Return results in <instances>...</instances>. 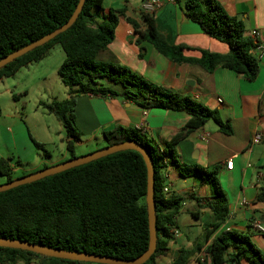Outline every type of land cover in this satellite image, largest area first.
I'll return each instance as SVG.
<instances>
[{"label":"trees","instance_id":"16d2710c","mask_svg":"<svg viewBox=\"0 0 264 264\" xmlns=\"http://www.w3.org/2000/svg\"><path fill=\"white\" fill-rule=\"evenodd\" d=\"M79 1L0 0V60L63 27ZM103 1L84 0L81 12L66 31L1 68L0 81L41 61L58 45L64 60L57 73L62 84L69 88L68 98L42 105L59 121L66 139H80L73 114L79 95L120 97L142 110L183 112L190 117L162 151L139 130L117 126L103 133L106 147L134 142L145 149L153 162L156 249L144 264H156L159 257L166 255L168 245L174 239L176 218L183 201L179 196L163 192L161 169L167 162L179 167L175 148L192 131L203 128L209 121L224 135H231L232 128L216 111L189 97L153 84L123 65L98 61L97 55L114 40L118 18L124 16L123 10L105 12ZM183 9L185 17L197 24L205 35L227 46V54L200 51L199 58L185 57L186 48L170 46L157 32L153 15L141 13L143 30L139 31H136L134 21H127L139 39L150 43L157 53L172 62L196 65L207 72L217 67L225 68L250 82L257 78L258 60L254 53L259 42L246 35L242 21L229 16L215 0H187ZM142 51L139 57H142ZM34 145L46 158L49 157L41 145ZM66 150L68 161L77 158L70 142L66 143ZM47 168L44 166L42 170ZM180 176L198 178L202 185L211 189L212 196L206 202L211 219L204 225L202 242L193 244L190 249L181 248L170 264H188L201 252L204 256L196 260L197 264H264L248 234L222 228L229 210L217 171L182 165ZM0 177H4L6 183L14 181L10 160L0 158ZM146 194L147 168L142 156L133 150L117 152L1 192L0 239L121 261L134 260L149 248ZM256 200L264 206V181ZM32 263L92 264L0 248V264Z\"/></svg>","mask_w":264,"mask_h":264},{"label":"crops","instance_id":"0c3cea01","mask_svg":"<svg viewBox=\"0 0 264 264\" xmlns=\"http://www.w3.org/2000/svg\"><path fill=\"white\" fill-rule=\"evenodd\" d=\"M143 1H103L105 12L110 9L123 10L124 16L118 18L113 42L97 55V60L123 65L153 84L189 97L216 111L232 128L231 135H224L209 121L203 128L192 131L175 148L179 167L167 162V166L161 169L164 187L168 188L169 194H177L183 201L176 218L174 239L169 243L166 255L158 258L156 264H170L181 248L190 249L195 244L196 238L193 239L192 234L191 238L180 234L178 218L181 215H185L183 221L189 229H193L195 223H207L211 219L206 208V202L212 196L211 189L202 185L198 178H182V165L215 169L229 210L228 219L222 228L250 234L260 240L264 236L254 230L253 223L259 222L264 228V206L256 200L264 181V0H215L229 16L243 22L247 36L253 37V31L258 33L254 39L263 49H256L254 53L258 60V75L253 82L225 68L217 67L212 72H207L196 65L172 62L157 53L150 43L139 39V35L127 21L129 19L135 22L136 31L143 30L140 19ZM159 1L161 6L153 16L156 30L167 44L186 48L183 54L189 58H199L200 51L227 54L228 48L224 43L205 35L197 24L185 17L183 8L187 0ZM141 49L142 57H139ZM73 114L80 139L65 140L72 144L73 150L74 145H90L98 140V136L105 144L80 156L106 148L103 133L117 126L141 131L153 146L162 151L165 144L182 130L190 118L183 112L142 110L133 102L120 97L100 98L92 95L77 96ZM10 133L11 143L15 146V135L11 131ZM258 134L261 135V140L255 141L254 137ZM205 135L207 137L203 139ZM16 154L11 153V157L7 159L11 162V158H16L18 165L24 164L23 155ZM68 159L69 154L66 152L56 162H51L50 156L41 159L36 165L26 162L27 167L23 171L28 173L21 177L36 173L44 166L50 168L59 165ZM228 161L232 162L231 169L226 167ZM10 168L11 173L18 171L12 164ZM189 180L192 181L190 186ZM243 201L248 204L242 205ZM194 206L197 209L192 210ZM186 241L189 245H185ZM202 257V254H197L188 264H197L196 260Z\"/></svg>","mask_w":264,"mask_h":264},{"label":"rangeland","instance_id":"374dc122","mask_svg":"<svg viewBox=\"0 0 264 264\" xmlns=\"http://www.w3.org/2000/svg\"><path fill=\"white\" fill-rule=\"evenodd\" d=\"M63 60V51L60 46L55 45L41 61L22 68L14 76L0 81V155L3 159L11 157V153H20L25 163L36 165L38 161L46 157L34 143L41 145L48 152L51 162L59 161L66 155V136L63 128L42 105L53 100L64 101L68 98L69 88L62 84L57 73ZM10 131L15 135L17 142L15 146L11 143ZM98 137V140H94L90 145H74V155L79 158L78 156L83 153L105 145L100 136ZM81 140L83 141L84 138ZM16 155L14 157H17ZM25 163L18 165L16 158H11L10 164L18 169L17 172L11 173L13 180L22 178L23 174L28 173L23 171V168L27 167ZM191 182L189 180V186ZM5 184L6 179L0 177V186ZM191 209L194 210L197 207L194 206ZM184 218L185 215L178 218L182 237L191 238L190 234H192L193 239L196 238L195 243L202 242L205 222L195 223L193 229H189L184 224ZM248 235L264 259V237L256 240L250 234ZM185 245H189V242L186 241ZM200 254L204 256V252Z\"/></svg>","mask_w":264,"mask_h":264},{"label":"water","instance_id":"95a60500","mask_svg":"<svg viewBox=\"0 0 264 264\" xmlns=\"http://www.w3.org/2000/svg\"><path fill=\"white\" fill-rule=\"evenodd\" d=\"M84 4V0H80L79 4L72 15L71 19L65 24L63 27L55 30L51 34L43 37L42 39L34 42L10 55L5 57L4 59L0 60V69L6 66L7 64L13 62L17 58L25 55L26 53L30 52L31 50L35 49L36 47H40L53 38H55L58 34L66 31L76 20L78 14L81 12L82 6ZM126 150H133L138 152L146 165L147 168V194H146V207H147V214H148V224H149V235H150V242L148 250L141 255L139 258L130 260V261H121L111 257H103V256H95L91 254L85 253H78V252H69L60 249H53L49 247H44L40 245L30 244L23 241L18 240H11V239H0V248H9L15 250H22L31 252L37 255H41L44 257L49 258H56L61 260H69V261H78V262H86L92 264H144L149 260L152 254L155 252L156 249V217H155V207H154V182H153V162L151 158L147 155L145 149L141 147L139 144L134 142H126L117 144L114 146L106 147L100 151L91 153L86 156H82L79 158H75L69 161H66L62 164L41 170L37 173L16 179L10 183H6L5 185L0 186V193L10 190L12 188L29 184L43 178L61 173L68 169L78 167L102 157L121 152Z\"/></svg>","mask_w":264,"mask_h":264},{"label":"built area","instance_id":"2783aa9c","mask_svg":"<svg viewBox=\"0 0 264 264\" xmlns=\"http://www.w3.org/2000/svg\"><path fill=\"white\" fill-rule=\"evenodd\" d=\"M160 6H161V2L159 1V0H144L143 2H142V4H141V11L143 12V13H145V14H148V15H153L154 13H155V11L157 10V9H159L160 8ZM252 36L254 37V38H257V36H258V33L257 32H255V31H253L252 32ZM263 49V47H262V45H258V47H257V50H259V51H261ZM219 102H220V100H219ZM207 136L205 135V136H203V139H205ZM254 140L255 141H259V140H261V135H256L255 137H254ZM226 167H228L229 169H231L232 168V162L231 161H228L227 163H226ZM163 192L164 193H169V190H168V188L167 187H164V189H163ZM248 203L246 202V201H243L242 202V205H247ZM253 228H254V230L256 231V232H258V233H260V234H264V228L261 226V224L259 223V222H254L253 223ZM176 232H175V230L173 231V234H175Z\"/></svg>","mask_w":264,"mask_h":264}]
</instances>
